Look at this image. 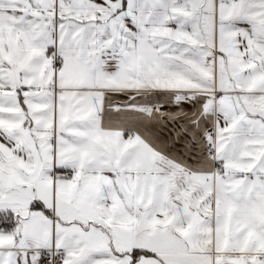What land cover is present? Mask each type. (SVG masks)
<instances>
[{
    "label": "snow or ice",
    "instance_id": "1",
    "mask_svg": "<svg viewBox=\"0 0 264 264\" xmlns=\"http://www.w3.org/2000/svg\"><path fill=\"white\" fill-rule=\"evenodd\" d=\"M0 264H264V0H0Z\"/></svg>",
    "mask_w": 264,
    "mask_h": 264
}]
</instances>
